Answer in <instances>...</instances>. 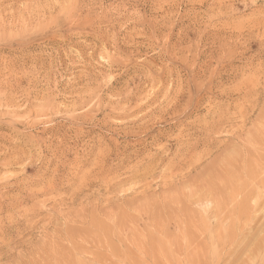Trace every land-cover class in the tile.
I'll return each instance as SVG.
<instances>
[{"label":"rangeland","instance_id":"obj_1","mask_svg":"<svg viewBox=\"0 0 264 264\" xmlns=\"http://www.w3.org/2000/svg\"><path fill=\"white\" fill-rule=\"evenodd\" d=\"M0 264H264V0H0Z\"/></svg>","mask_w":264,"mask_h":264},{"label":"bare ground","instance_id":"obj_2","mask_svg":"<svg viewBox=\"0 0 264 264\" xmlns=\"http://www.w3.org/2000/svg\"><path fill=\"white\" fill-rule=\"evenodd\" d=\"M261 243V242H260Z\"/></svg>","mask_w":264,"mask_h":264}]
</instances>
